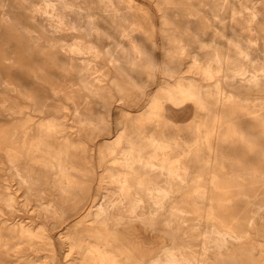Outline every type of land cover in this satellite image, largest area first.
<instances>
[{
  "label": "bare ground",
  "instance_id": "6f19581e",
  "mask_svg": "<svg viewBox=\"0 0 264 264\" xmlns=\"http://www.w3.org/2000/svg\"><path fill=\"white\" fill-rule=\"evenodd\" d=\"M155 4L164 77L144 108L120 121L113 140L125 143L120 169L108 170L113 185L92 205L87 230L61 233L64 258L68 264H264V0ZM154 35L150 16L134 0H0L6 211L32 199L35 215L47 217L77 202L91 172L81 132L103 120L93 99L109 114L114 94L121 101L155 82ZM46 88L69 102L74 125L58 114L66 105ZM110 142L102 141L101 160L113 151ZM46 180L55 199L41 194ZM1 221L0 264L44 262L24 257L50 243L41 226ZM142 229L159 233V247L143 242Z\"/></svg>",
  "mask_w": 264,
  "mask_h": 264
},
{
  "label": "rangeland",
  "instance_id": "374dc122",
  "mask_svg": "<svg viewBox=\"0 0 264 264\" xmlns=\"http://www.w3.org/2000/svg\"><path fill=\"white\" fill-rule=\"evenodd\" d=\"M135 5H138L145 11L151 18L153 27H154V41L156 45L155 51V62H156V79L152 84L149 82L147 85L141 88H136L130 91L129 95L124 97L121 101L116 100V95L113 96L112 101V110L109 114L105 113L100 107L98 100L93 99L98 106V109L103 113V120H96L92 130H85L81 132V137L84 142L89 147L90 157L87 160V164L91 168L90 177L86 188L80 191V196L75 204L66 209V212L63 214L53 215L48 214L47 217L36 216L32 208V199L30 203L25 207L18 206V209H15L13 212H8L2 204H0V225L2 223L1 218H4L5 224H13L18 221H22L30 228H36V226H41L44 232L49 236V244L43 245V248L39 251H33L32 249H27L24 257L26 259H35L44 257V262L40 264H68L64 258L65 253V242L61 237V233L65 232L67 229H74L77 226H80L82 231L87 230L89 226V218L91 217L92 205L98 201L99 197L107 189L106 187L112 186L113 183L108 182V170L109 169H120L116 161L121 156V149L124 147V140L120 142H114V137L117 134V129L120 126V121L126 116H133L137 111H140L144 108L148 98L156 90L157 86L162 81L164 74L162 73V63H163V39L164 35L161 30L163 24L160 22V11L157 9L155 0H134ZM37 30V29H35ZM108 34H111L108 32ZM69 39V37H64ZM56 40V36H53V39ZM111 39H107L105 42L109 43ZM100 49L103 47V44H98ZM187 61V58L184 59V62ZM62 73V71H58ZM112 68L107 76L103 77V81H107L109 76L112 75ZM63 75V74H62ZM47 93L53 97L65 103L66 107L62 108L58 113L60 115H65L66 122L69 125H74L70 119L69 110L67 106L69 102L63 97L54 96L46 88ZM82 93H87L85 90H82ZM243 95H245L243 93ZM133 98V101L132 99ZM139 105L138 107H134ZM25 113H32L26 109ZM34 120H37V116L33 117V120H30L26 123V126L33 125ZM9 127L15 125L6 124ZM68 131H73V128L67 129ZM104 139L111 140V146L113 151L108 155L104 156L103 159H100V150L102 149V141ZM2 147V146H0ZM4 154L3 150H0V159H3ZM5 167V166H3ZM210 169H219L218 166H211ZM48 176L50 171L46 172ZM47 179V177H46ZM192 186V183H189V187ZM10 190L14 191V186H11ZM15 193V192H14ZM41 194L44 196V199L54 198L53 190L49 187V184L44 182L41 186ZM17 200H21L20 197H17ZM130 223L137 224V221H129ZM112 223L109 225L111 226ZM141 229V228H140ZM153 232V231H152ZM156 234V233H155ZM139 236H142L143 242L146 243L151 248L159 247V233L154 235L150 231L140 230L138 233ZM154 253V252H153ZM18 259L22 258V253H18Z\"/></svg>",
  "mask_w": 264,
  "mask_h": 264
}]
</instances>
